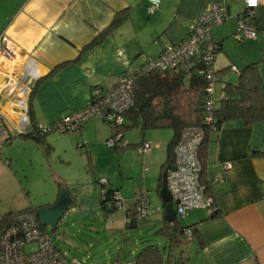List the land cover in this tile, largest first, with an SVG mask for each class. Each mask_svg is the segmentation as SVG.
I'll return each instance as SVG.
<instances>
[{"label":"crops","instance_id":"1","mask_svg":"<svg viewBox=\"0 0 264 264\" xmlns=\"http://www.w3.org/2000/svg\"><path fill=\"white\" fill-rule=\"evenodd\" d=\"M218 1L226 4L229 26L235 28L244 0H159L153 12L148 11L151 0H0V36L15 48L8 61L13 69L0 75V119L12 130L8 134L17 132L20 122L28 118L29 93L36 80L56 65L67 62L39 82L32 99L40 126L84 107L92 86L114 85L122 74L134 73L158 55L163 45L183 39L199 15ZM125 8L130 19L101 44L78 56L80 48L111 22L114 13ZM254 25L256 38H237V61L230 64L239 67L259 61L264 77V5L256 8ZM210 38L221 41L223 50V38L216 34ZM3 78L8 81L5 87ZM217 86L219 96L222 88ZM82 128L87 129L88 124L80 132ZM212 138L208 172L217 187L220 216L197 224L204 244L187 241L186 258L179 264H264V157L247 155L249 146L264 149V122L251 126L227 122ZM23 142L33 143L29 139ZM225 162L231 166L224 170ZM219 173L224 174L223 182L214 179ZM2 174L11 186V173L5 170ZM161 209L164 211L160 200L152 210L160 215ZM208 214L204 208L190 209L184 223L198 222Z\"/></svg>","mask_w":264,"mask_h":264},{"label":"rangeland","instance_id":"2","mask_svg":"<svg viewBox=\"0 0 264 264\" xmlns=\"http://www.w3.org/2000/svg\"><path fill=\"white\" fill-rule=\"evenodd\" d=\"M225 10V20L210 29L212 38L214 34L223 38V50L215 52L214 68L237 61L235 53L239 50V42L233 35L235 29L229 26L227 6ZM11 68L13 66L5 64V69ZM223 76L231 81L236 79L231 70ZM85 124L88 128H82L81 132L80 128L69 132L49 131L46 135L51 146L49 153L35 142L17 139L15 133L11 143L3 142L9 134L0 135V216L27 206H48L63 191L72 197L73 204L58 222L56 230H47L59 249L82 264H110L113 261L124 264L133 260L147 245L164 249L166 255L185 249L187 241L170 248L165 236L157 232L161 226L158 211H152L148 221L135 228L126 226L125 219V210L132 207L140 194L148 196L151 209L160 203L156 183L171 129L146 130L145 139L153 144L149 151H139L141 145L121 151L107 144L111 128L106 122L92 117L83 126ZM140 139L138 127H131L124 133L127 142L138 143ZM5 170L13 177L10 178V189L7 178L5 181L2 178ZM102 182L117 189L123 204L116 210L105 211L102 207ZM185 218L182 221L187 223Z\"/></svg>","mask_w":264,"mask_h":264},{"label":"trees","instance_id":"3","mask_svg":"<svg viewBox=\"0 0 264 264\" xmlns=\"http://www.w3.org/2000/svg\"><path fill=\"white\" fill-rule=\"evenodd\" d=\"M244 13L245 9L243 6L242 11L236 15V19ZM129 19L130 11L128 8L116 11L111 22L98 31L90 41L80 48L78 56L94 46L101 44L108 35L112 34ZM252 19L254 21L255 16ZM212 42L215 45V55V52L222 49V43L221 41ZM66 64L67 62H62L56 65L45 77L53 74L58 68ZM145 64L146 62L141 68L132 73L135 75L131 90L132 104L124 112V121L120 125L107 123L111 128L109 138H115L112 146L116 150L122 151L129 147L142 146L146 141L144 134L148 129H171L172 135L166 144L165 157L160 164V173L156 183V191L158 194L162 184V173L174 164V147L180 139L182 130L187 127H198L203 130V138L197 151L200 162L198 180L204 194L210 198L211 206L214 209L200 221L191 224L184 223L182 221L184 216L180 217L176 214L172 221H165L164 213L161 209V226L157 230L158 233L165 236L170 248L179 246L183 241L190 240H196L198 245L202 246L204 242L197 230V224L220 216V209L216 201L217 187L215 188L212 176L208 172V147L213 140L212 135L219 132L221 127L227 122L240 121L245 126H251L256 122H264V77H262L260 72L259 61L243 63L239 67L227 64L219 69L214 68L215 75L218 77L219 82L222 83L223 96L218 100V103L213 109L214 121L210 124L204 121L205 88L207 81L203 75L197 72L202 67L201 64H197L196 67L187 71L182 69H149L144 71L142 68ZM232 66H235L237 69V72H235V81L223 78V75L230 71ZM45 77L37 79L30 89L27 110L29 124L27 129L23 132H16L15 134L16 137L22 140H32L38 146L44 147L46 153H49L51 146L46 141V135L49 131L54 130L52 128L54 123L47 125L43 130L34 117L32 104L37 86ZM94 86L104 88L100 85ZM131 127H138L140 129L141 139L138 143L124 140V133ZM12 134L14 133L7 136L3 142L11 143ZM117 134L120 136L117 137ZM247 155L248 157H264V149L249 146ZM101 184L102 207L105 211H108V209L116 210L118 208L116 205L118 200L116 197L117 189L107 187L106 182H102ZM141 197H144V195L140 194L135 199L132 207L125 210L126 226L130 228H135L141 223L148 221L149 215L151 214L138 219L137 205ZM119 199L121 200V198ZM161 205L163 207L162 202ZM42 206L47 205L27 206L23 210L8 211L0 216V228L11 224L19 213L28 212L35 216L40 228L49 233L47 230L48 227L41 225L38 219V211ZM188 231L191 233V238L189 239L187 237ZM185 258L183 249L166 255L165 251L159 247L147 245L137 253L133 260L127 262H131V264H179Z\"/></svg>","mask_w":264,"mask_h":264},{"label":"built area","instance_id":"4","mask_svg":"<svg viewBox=\"0 0 264 264\" xmlns=\"http://www.w3.org/2000/svg\"><path fill=\"white\" fill-rule=\"evenodd\" d=\"M159 0H151L148 8L153 12L158 8ZM264 5V0H244L245 13L237 21L234 37L238 39L256 38V27L252 19L255 9ZM224 2H213L208 9L189 26L186 36L178 42L163 45L158 55L150 57L142 70L149 69L189 70L201 64L197 72L207 81L205 95L204 121L213 123V109L223 96V91L216 93L219 82L215 75L213 61L215 59V45L210 39L212 26L225 20L226 10ZM15 48L3 36H0V75L7 71L3 65L13 58ZM231 70L237 72L235 66ZM12 78H14L12 76ZM135 75L122 74L117 82L106 88L94 86L91 88L90 100L82 108L63 113L52 128L59 132H69L79 128L89 118L97 117L106 123L120 125L124 121V112L131 106V90ZM3 81L4 78H3ZM5 87L8 81L3 82ZM43 130L46 126H40ZM10 127L4 119H0V134L8 132ZM12 131V130H11ZM120 135L117 134V137ZM203 138V130L198 127H187L182 130L180 139L174 147V164L166 171V186L172 197L175 214L183 217L186 212L194 208H205L211 212L208 198L199 183L200 162L197 151ZM115 138L107 140L112 146ZM153 144L145 141L139 151H149ZM224 170L231 166L230 162L223 164ZM223 174H216L214 179L223 182ZM118 198L117 207L123 202ZM138 219L147 217L152 213L151 204L146 196L139 199L137 205ZM191 238L190 231L187 232ZM0 264H82L75 258H70L66 252L59 249L51 235L40 228L35 216L31 213H19L14 221L0 228ZM112 264H120L118 261ZM124 264H131L125 262Z\"/></svg>","mask_w":264,"mask_h":264},{"label":"water","instance_id":"5","mask_svg":"<svg viewBox=\"0 0 264 264\" xmlns=\"http://www.w3.org/2000/svg\"><path fill=\"white\" fill-rule=\"evenodd\" d=\"M28 124V118L25 117L20 122L17 132L25 131L28 127ZM158 197L163 203L164 220L168 222L172 221L175 217V211L172 204V197L166 186L165 171L162 173V184L158 192ZM72 204V197L67 192L60 191L54 203L39 208L38 219L40 224L47 226L51 231H55L58 222L61 220L65 212L72 206Z\"/></svg>","mask_w":264,"mask_h":264},{"label":"bare ground","instance_id":"6","mask_svg":"<svg viewBox=\"0 0 264 264\" xmlns=\"http://www.w3.org/2000/svg\"><path fill=\"white\" fill-rule=\"evenodd\" d=\"M84 123H85V122H84ZM84 123H82L81 125H83ZM81 125H80V126H81ZM79 128H80V127H79ZM6 134H8V132H6V133H1L0 135L3 136V135H6ZM165 172H166V171H165Z\"/></svg>","mask_w":264,"mask_h":264},{"label":"clouds","instance_id":"7","mask_svg":"<svg viewBox=\"0 0 264 264\" xmlns=\"http://www.w3.org/2000/svg\"><path fill=\"white\" fill-rule=\"evenodd\" d=\"M16 133V132H15Z\"/></svg>","mask_w":264,"mask_h":264}]
</instances>
